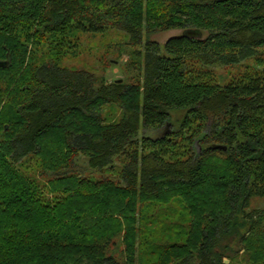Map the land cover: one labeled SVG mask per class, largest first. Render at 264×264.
I'll return each mask as SVG.
<instances>
[{
    "label": "trees",
    "instance_id": "16d2710c",
    "mask_svg": "<svg viewBox=\"0 0 264 264\" xmlns=\"http://www.w3.org/2000/svg\"><path fill=\"white\" fill-rule=\"evenodd\" d=\"M112 31L135 83L61 65ZM263 51L264 0H0V264H264ZM249 59L226 84L205 68Z\"/></svg>",
    "mask_w": 264,
    "mask_h": 264
},
{
    "label": "rangeland",
    "instance_id": "374dc122",
    "mask_svg": "<svg viewBox=\"0 0 264 264\" xmlns=\"http://www.w3.org/2000/svg\"><path fill=\"white\" fill-rule=\"evenodd\" d=\"M183 33L181 30H171V31H164L155 33L152 35H147L144 37V44L147 40H152L155 42L160 43L161 45L165 44L170 38L180 36ZM127 37L122 32H109L105 36H100L98 38H92L90 36H85L82 38L80 44L78 45V56L74 57L72 55L68 56H59L62 57V63L61 65L63 67L67 68H73V69H87L100 77V79L104 78V81L114 82V81H121L127 83H135L136 79L141 77V71L137 70V68L134 66L133 61L131 59L132 53L134 49L130 47V45H127ZM135 49H139L138 47ZM264 54V51L261 53ZM254 63V60H244L240 62L238 65L233 66H221V65H214V66H206L207 69H212L215 73L216 78L219 80L221 84H226L233 75L235 76L239 71L242 69L245 70L248 66H251ZM242 70V71H243ZM11 89H9V92L7 93L4 101L3 106L6 103V100L11 97V93L19 87L21 84L18 80L13 82ZM14 89V90H13ZM102 116L109 119L110 121L117 120L120 116V112L114 108H105L101 112ZM175 118V116H174ZM182 118V115H178L177 119L175 121ZM174 121V122H175ZM172 127L170 125H164L162 129L159 131H153L150 132L152 136H159V135H165L169 134ZM51 140V141H50ZM52 139H49L48 143L50 142V146H55V150L58 151V153L61 154L62 147H59L57 142H53ZM47 143V144H48ZM57 146H56V144ZM87 162V159L85 157H81V164L85 166ZM39 160L35 157L30 158L26 165V172L31 177H37L40 179V175H38L39 170L37 169V165H39ZM108 175L114 176V173L112 171H108ZM111 172V173H110ZM38 175V176H37ZM84 175H88L87 177H94L98 178L96 175H90L89 171L86 172ZM107 175V173L105 174ZM47 197L53 199L54 194L47 193ZM173 210L178 209V204L175 203V200H172ZM172 210V211H173ZM251 211H259L260 214L263 216V228H264V198H253L251 202ZM175 212H173V216H168L166 218L167 221L172 222L175 221L176 218ZM186 218V219H185ZM184 219H185V225H187V221L190 219V216L187 214V211H184ZM244 218L240 217L239 222L240 224H243ZM241 229L237 233L233 231V235L228 236L232 237L229 240H231V243L234 245V251L240 250V243H241V236L246 233L247 229ZM124 249H125V243H124V234L117 235L113 239V243L110 246V254L118 257L119 259L124 258Z\"/></svg>",
    "mask_w": 264,
    "mask_h": 264
},
{
    "label": "water",
    "instance_id": "95a60500",
    "mask_svg": "<svg viewBox=\"0 0 264 264\" xmlns=\"http://www.w3.org/2000/svg\"><path fill=\"white\" fill-rule=\"evenodd\" d=\"M8 66V62L7 61H0V68H6ZM118 83H121V81H117Z\"/></svg>",
    "mask_w": 264,
    "mask_h": 264
}]
</instances>
